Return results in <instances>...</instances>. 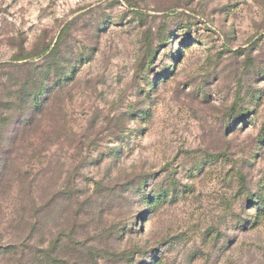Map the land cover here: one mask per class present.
<instances>
[{"label":"rangeland","instance_id":"374dc122","mask_svg":"<svg viewBox=\"0 0 264 264\" xmlns=\"http://www.w3.org/2000/svg\"><path fill=\"white\" fill-rule=\"evenodd\" d=\"M0 264H264V0H0Z\"/></svg>","mask_w":264,"mask_h":264}]
</instances>
